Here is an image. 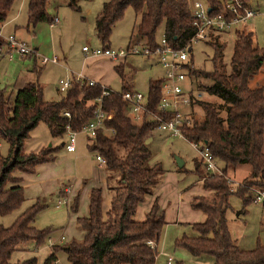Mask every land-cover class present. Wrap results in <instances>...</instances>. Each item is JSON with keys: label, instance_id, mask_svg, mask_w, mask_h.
<instances>
[{"label": "trees", "instance_id": "16d2710c", "mask_svg": "<svg viewBox=\"0 0 264 264\" xmlns=\"http://www.w3.org/2000/svg\"><path fill=\"white\" fill-rule=\"evenodd\" d=\"M14 0H0V25ZM48 0H26V26L39 22L51 23L45 6ZM67 6L78 10L74 0H66ZM208 5L209 15L221 11L219 0H201ZM247 4L248 0H239ZM130 7L138 15L134 35L153 48L155 33L162 24L161 36L174 49L186 48L194 32L189 15V0H107L93 18L94 34L101 47H108L113 25ZM228 68L220 61L222 45L215 38L205 43L212 47V69L209 72L191 70L188 75L209 79L210 84L196 85L222 103L224 115L208 102L199 101L202 116L189 118L179 130L188 143H200L212 158L222 163L221 174L205 173L199 176L204 190L210 196L197 195L189 202L190 208L201 212L203 219L190 224L193 236L183 235L174 245L183 247L191 256H209L211 264H264V245L256 242L248 250L237 247L226 225L225 210L228 197L237 195L243 206L252 202L251 189L264 194V86L249 87L248 83L264 67V45L254 43L251 33L234 30ZM27 56V55H26ZM121 87L101 98V109L109 117L87 140V150L104 160L106 189L111 192L107 207L101 208V189L87 192L86 214L75 218L81 236L62 245H54L41 264H54L55 253L62 251L67 264H154L156 243L165 224L163 213L154 200L144 213L143 220H135L136 207L157 183L162 170L157 164L144 166L150 153L145 140L154 122L146 119L132 121L125 114V101L120 93L129 90L120 65L114 67ZM162 78L149 79L145 94L147 112L169 117L171 112L156 109ZM98 84L88 85L73 79L64 95L56 101H44L40 86L25 82L13 93L12 103L0 90V141L6 143L5 154L0 155V215L17 208L23 201L21 178L13 174H30L35 166L51 162L57 146L46 145L37 153L23 150L28 133L43 123L51 138H60L67 126L78 131L92 117L94 99L99 95ZM67 113L68 117L63 113ZM248 166L242 182L234 188L227 179V172L239 165ZM198 163L194 162L195 170ZM177 169V171H179ZM227 176V177H226ZM78 195L74 194L68 209L75 213ZM42 208L36 201L21 212L7 227L0 226V264H36L31 256L11 262L13 252L19 246L32 242L37 248L50 233L49 229H35L31 223ZM151 244H150V243ZM174 264H180L174 262Z\"/></svg>", "mask_w": 264, "mask_h": 264}, {"label": "rangeland", "instance_id": "374dc122", "mask_svg": "<svg viewBox=\"0 0 264 264\" xmlns=\"http://www.w3.org/2000/svg\"><path fill=\"white\" fill-rule=\"evenodd\" d=\"M74 1L78 6V10L68 7L66 0H48L45 11L50 18L54 16L56 21L50 24L39 22L33 29L30 25L25 28L26 0H14L12 2L6 18L0 26V36H14L16 40L25 43L28 48L32 49L35 56L39 58L33 59L31 57L33 54L26 56L16 53H12L10 59L5 56L0 57V90L9 99V103H12L14 89L16 88L14 87L15 84L21 82L23 76H26V78L32 76L33 71L34 73L37 72V84L41 87V97L44 101L60 99L64 92L58 91V82L66 79L71 81L77 75H81V70L82 77L90 75L93 78H104V83L98 81V79H95L97 81L93 79V81L102 86H108L111 91H119L120 83L113 66L123 59L122 69L126 82L130 84L132 81L133 88L142 95L147 92L148 80L161 76L162 70L155 54L148 56L127 54L120 61H112L104 57H90V59L88 57L83 60L81 47L98 48L101 46L94 34L93 18L95 13L100 10L102 3L107 0ZM249 1L250 6L255 11L254 16L244 22H239L235 26L244 33H251L254 43L263 46L264 0ZM137 22L138 15L133 13L130 7H127L119 21L113 25L107 46L116 50L125 48L129 42L131 44L142 43L143 40L134 35ZM161 33L162 24L156 30L155 41H159ZM233 38L232 33L220 37L223 47L220 61L224 65L223 70L228 68ZM219 42L218 44H220ZM1 50L4 51L5 47L2 46ZM212 56V47L204 42L192 45L190 51H187L188 63L196 71L209 72L212 69ZM40 57L47 59L55 57L58 62L57 64L46 63L41 66ZM16 79L18 80L15 81ZM189 79L191 80V87H188L199 92V98L190 103L189 106L179 107V111L185 114L187 123L190 117L194 120L201 118L202 111L198 105L199 101L215 105L219 109V115L223 116L222 102L217 97L208 95L202 89L201 85H209L210 80L198 75H191ZM197 82L201 85L197 86ZM185 85L186 83L183 84L184 87ZM248 86H264L263 67L249 81ZM85 136L87 135L83 132L78 134V143L86 142L88 136L86 138ZM149 136L152 137L147 144L150 155L143 162V165L149 167L157 164L162 170V175L153 190L152 196L146 197L145 201L143 200L144 202L142 201L139 204L136 215L134 214L136 219H134L143 220L144 213L148 210L147 207H150L153 199L156 200L158 208L163 213L165 224L156 243L157 254L154 264H166L167 258H170L173 263L179 262L180 264H211V257L191 256L183 247L174 245V241L183 235H195L190 224L203 219L200 211L190 208L189 202L197 195H211L210 191L202 188L199 181V176H205L204 174L207 171L199 161L196 150L182 137L169 136L167 132L154 128H151ZM62 140H64L63 137L61 139L51 138L45 125L39 122L28 133V137L24 141L23 150L26 153H37L48 144L53 147L57 146L58 149L54 153L56 166L49 167L47 173L49 179L46 178L42 184H30L28 183L30 181L24 183V188H22L23 201L11 212L0 215V226H9L21 212L36 201L39 205H42V208L35 214L31 225L35 229H49L50 233L37 248L33 246L32 242L19 246L21 249L12 253L9 259L11 262L22 261L33 256L36 258V264H41L49 248L52 247L47 243L48 238L54 241L53 245H62L72 238L76 239L81 236L76 227L75 218L86 214L88 192V185L84 184L86 179H82L76 188L72 189L78 195L75 213L68 209L73 196L70 197L69 193H60L64 197L67 196L68 203L60 202V204H56V200H61L63 197H56L57 192L55 191L61 185L60 182H65V185H70L72 188L74 181L80 180V178L90 179L93 175H99V170L96 167L94 156L84 148L80 151L77 148L74 158H68L67 155H64V151L60 146ZM6 148V143L0 141V155L5 154ZM61 156H65V158ZM176 158L182 161L179 171L176 170L179 169L176 168ZM194 162L198 163L197 170H195ZM61 168L64 171L63 174L67 176L64 181L54 175L55 170L59 171ZM237 169L235 172L229 171L226 173L232 188L242 182L246 171H248V166L242 164ZM18 173L15 172L13 175L16 176ZM38 173L37 170L34 175L37 176ZM95 178L97 179V177ZM26 179L22 177L23 182L27 181ZM147 204L150 205L147 206ZM228 205L229 207L225 210L224 216L228 233L237 247L248 250L253 248L256 242L264 245V203L250 202L243 206L244 212L239 213L242 207L241 200L237 195L231 194L228 197ZM59 239L62 240L59 241ZM16 258L18 259L15 260ZM55 258L57 264H67L65 254L62 251H57Z\"/></svg>", "mask_w": 264, "mask_h": 264}, {"label": "built area", "instance_id": "2783aa9c", "mask_svg": "<svg viewBox=\"0 0 264 264\" xmlns=\"http://www.w3.org/2000/svg\"><path fill=\"white\" fill-rule=\"evenodd\" d=\"M221 11L209 15L208 5L201 0H189V15L194 27V32L189 38V46H192L198 42L209 41L210 38L219 33H228L235 27L239 22H244L250 19L254 15V11L248 6V4H243L239 0H219ZM56 19L53 18L52 22ZM2 43V44H1ZM2 46L5 50L2 51ZM81 50L93 57H104L112 61H120L127 54H142L148 56L150 54H155L157 56L158 64L162 69V81L160 83L159 99L156 109L162 113L171 112L172 114L164 118L152 113H149L145 109V95H142L139 91L126 90L120 93V97L125 101V114L134 122H139L142 120L143 115L147 113L146 119H150L154 122V129L165 131L169 136H179L180 126L185 122V114L179 111L181 106H189L190 103L198 100L199 92L190 89L191 76L188 73L193 70L191 65H189L187 60V49H174L165 41L161 36L159 41L153 48H149L145 45V42L134 43L130 42L123 49H110L109 47H96L87 48L85 46L81 47ZM12 53L19 55H30L34 54L33 50L28 48L25 43L16 40L14 36L8 35L7 37L0 36V56H5L7 59L12 58ZM42 62L50 61L55 62V58H44L41 57ZM79 83H86L88 85L97 84L93 80L84 79L81 75H77L73 79ZM70 80H60L58 82V91H65L69 85ZM186 83L185 87L183 84ZM100 93L94 99V109L92 112V117L81 127L80 130L75 131L65 127V132L62 137L65 140L61 141V147L65 152H73L75 149V137L77 133L83 132L88 138L94 136L95 130L102 126V121L108 118L109 115L105 114L101 109V98L107 96L111 91L108 87L99 85ZM190 86V87H188ZM64 116L68 117V114L63 113ZM60 137V138H62ZM192 148L197 152L198 159L202 163L203 168L212 174H221V169H219L215 160L212 158L210 153L207 151L206 147L200 143H190ZM94 159L98 167L104 166V160L101 156L95 154ZM229 181V180H228ZM230 183V181H229ZM252 192V202L254 203H264V194L251 189ZM61 240V239H60ZM49 246H54V242L47 239ZM150 243V242H149ZM151 244V243H150ZM57 264V260L53 262ZM166 264H174L170 258L166 259Z\"/></svg>", "mask_w": 264, "mask_h": 264}, {"label": "crops", "instance_id": "0c3cea01", "mask_svg": "<svg viewBox=\"0 0 264 264\" xmlns=\"http://www.w3.org/2000/svg\"><path fill=\"white\" fill-rule=\"evenodd\" d=\"M250 1L248 0L247 1V4H248V6L253 10V8L250 6ZM254 11V10H253ZM96 14V13H95ZM254 14H255V11H254ZM95 16V15H94ZM254 16V15H253ZM252 16V17H253ZM56 17V16H55ZM251 17V18H252ZM54 18V16L52 17V19ZM2 25V24H1ZM0 25V26H1ZM29 26V25H28ZM28 26H26L25 25V28H28ZM35 26V25H34ZM34 26L32 27V29L34 28ZM234 30H239L236 26L235 27H233V29L231 30V31H229L228 33H232V35H233V32H234ZM227 32L226 33H219V34H216V35H214V36H212L211 38H215V39H217V41L220 43V44H222V41H221V39H220V37L223 35H225V34H228ZM222 34V35H221ZM210 38V39H211ZM223 39V38H222ZM205 43V42H204ZM2 44V43H1ZM81 52H82V54H83V60H86L88 57V59H90V57H93V56H90V55H87V54H85L82 50H81ZM30 55H32V54H30ZM30 55H27V56H30ZM0 57H2V56H0ZM33 59H35L36 57H38V56H35V54H33V56H31ZM39 58V57H38ZM55 58V57H54ZM39 61H40V64H41V66H43V65H45L46 63H51V64H57V62H58V60H57V58H55V62H50V61H46V62H42L41 61V57H40V59H39ZM123 61H124V59L122 60V61H120V62H118L117 64H120V70H121V73L123 74ZM116 64V65H117ZM115 66V65H114ZM113 66V67H114ZM160 67V66H159ZM43 68V67H42ZM264 68V67H263ZM114 69V68H113ZM160 69H161V67H160ZM35 70V69H34ZM162 70V69H161ZM33 71V70H32ZM81 72V75H82V70L80 71ZM79 72V73H80ZM115 72V71H114ZM116 73V72H115ZM32 76H29V77H27L26 78V76L24 77H22V80H21V82H18V83H16L15 84V86L14 87H16L15 89H14V92H15V90L17 89V88H19V87H21L25 82H28V81H33V82H36L37 83V79H36V76H37V72H35L34 73V71L32 72V74H31ZM116 75H117V73H116ZM162 75V74H161ZM117 77H118V79H119V83H120V87H121V81H120V78H119V76L117 75ZM161 77V76H160ZM84 79H89V80H95V79H98V81H101V82H103L104 80V78H93V77H91L90 75H84V77H83ZM18 79H16L15 81H17ZM95 81H97V80H95ZM127 80H125V83H126V85L130 88V89H132V90H135L134 88H133V82L131 81V83L129 84V83H127L126 82ZM97 83V82H96ZM104 83V82H103ZM97 84H99V83H97ZM100 85V84H99ZM108 87V86H107ZM41 88V87H40ZM12 93V92H11ZM81 132H79V133H77V135H76V137H75V149H74V151L73 152H65L64 150V155H67L68 156V158H74L75 157V152H76V149L78 148V150L80 151V150H82L83 148H84V150H86V151H88L87 150V147H86V144H87V141L86 142H84V143H78V139H77V136H78V134H80ZM87 136H85V138H86ZM63 138H64V140H65V137L63 136ZM151 136H149L146 140V144H148L149 143V141L151 140ZM59 139H61V138H59ZM63 140V141H64ZM87 140H88V137H87ZM80 142V141H79ZM48 145H50V144H48ZM60 146H61V143H60ZM89 152V151H88ZM92 154V153H91ZM93 156H94V154H92ZM62 158H65V156H61ZM60 157V158H61ZM94 161H95V159H94ZM54 162H56V157H55V155H54V157H53V160L51 161V162H48V163H44V164H39V165H37V166H35V169H34V172H36L37 170L39 171V173L37 174V176L36 175H34V172L33 173H30V174H22V173H18L16 176L17 177H20L21 178V181H22V177H25V178H27L26 180L27 181H20V185L22 186V188H24V183H26V182H28V181H30V182H28V183H30V184H35V185H38V184H42L43 183V181H45L46 180V178H47V173H48V170H49V167L50 166H56L55 165V163ZM96 162V161H95ZM47 164H50V165H47ZM215 164H216V166L219 168V169H221L222 168V163L221 162H216L215 161ZM182 165V164H181ZM96 167L98 168V170H99V175H93L92 177H90V179H88V178H80V180L78 179V180H76V181H74V185H72V188H71V186L70 185H65V182H60L59 184H61L59 187H58V190L57 191H55V192H57V194H56V197H60V196H62L60 193H69L68 195H70V197L71 196H73L74 194H75V190H72L73 188H76V186L80 183V181L82 180V179H86V182L84 183V184H87L88 185V190L90 189V188H100L101 189V208H102V210H104L106 207H107V204H108V199H109V197H110V195H111V192L109 191V190H107L106 189V174H105V171H104V168L103 167H98L97 166V164H96ZM181 167V166H180ZM239 167V166H238ZM237 167V168H238ZM176 168H179V167H177V165H176ZM235 169L234 170V172L235 171H237L238 169ZM177 170V169H176ZM64 173V171H63V169L61 168V170H59V171H56L55 170V174L54 175H56L57 176V178L58 179H60L61 181H64L65 180V177H67L66 175H64L63 174ZM246 173H247V171H246ZM161 175H162V173H161ZM161 175L159 176V178H158V181H157V183L156 184H154L153 186H152V188H151V192H150V194H148V195H146L145 196V198L146 197H150V196H152V193H153V190H154V188H155V186L159 183V181H160V178H161ZM95 177H97V179L95 178ZM92 178V179H91ZM47 179H49V178H47ZM89 181H88V180ZM84 181V180H83ZM83 181H82V183H83ZM63 198L61 199V200H56V204H60V202H63V203H68V199H67V196H62ZM145 198H144V201H145ZM143 201V202H144ZM153 201H154V199H153ZM153 201H151V202H153ZM156 201V200H155ZM150 202V203H151ZM140 204V203H139ZM139 204L137 205V207H136V211H137V209H138V207H139ZM148 205H150V204H147V206ZM149 207V206H148ZM148 207H147V209H148ZM136 211H135V215H136ZM147 211V210H146ZM135 218V217H134ZM136 219V218H135ZM137 220H138V218H137ZM49 239V238H48ZM62 240V239H61ZM60 239H59V241H61ZM52 241V240H51ZM54 242V241H53ZM36 250V249H35ZM49 251H50V248H49V250H48V252H47V254L49 253ZM18 258H16L15 260H17ZM211 263V262H210Z\"/></svg>", "mask_w": 264, "mask_h": 264}, {"label": "water", "instance_id": "95a60500", "mask_svg": "<svg viewBox=\"0 0 264 264\" xmlns=\"http://www.w3.org/2000/svg\"><path fill=\"white\" fill-rule=\"evenodd\" d=\"M207 11H209V8L207 9ZM146 141H147V140H145V143H146ZM175 162H176L177 167H180L181 164H182V161L179 160V159H177V158H176Z\"/></svg>", "mask_w": 264, "mask_h": 264}]
</instances>
